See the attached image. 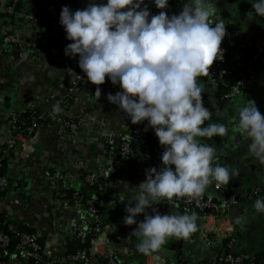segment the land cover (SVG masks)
I'll return each instance as SVG.
<instances>
[{
    "label": "clouds",
    "instance_id": "9594fccd",
    "mask_svg": "<svg viewBox=\"0 0 264 264\" xmlns=\"http://www.w3.org/2000/svg\"><path fill=\"white\" fill-rule=\"evenodd\" d=\"M161 11L153 15L146 0H92L83 10H61L60 24L71 41L65 55L79 58L87 80L98 86L107 81L121 91L108 101L122 109L133 125L147 122L164 151L162 167L146 171L139 193L128 198L126 226L138 252L150 255L169 239L188 240L198 231L197 216L162 214L157 201L187 198L199 202L215 185L228 186L238 175L234 165L220 166L216 149L200 138L224 137L222 123H207L212 112L205 107L200 77H207L216 61L224 60L221 47L227 36L223 21L213 26L216 0H192L179 15L169 17V0H147ZM256 16L264 17V0L252 3ZM253 16V13H248ZM59 112V105L53 109ZM237 127L251 143L249 152L264 166V115L254 100L239 108ZM264 214V198L254 205ZM151 209V213H149ZM143 215V221L137 216ZM243 218H238L240 222Z\"/></svg>",
    "mask_w": 264,
    "mask_h": 264
},
{
    "label": "built area",
    "instance_id": "2783aa9c",
    "mask_svg": "<svg viewBox=\"0 0 264 264\" xmlns=\"http://www.w3.org/2000/svg\"><path fill=\"white\" fill-rule=\"evenodd\" d=\"M65 1L10 0L8 4L0 3V61L6 60L9 54L21 45H25L35 61L45 60L55 50L65 54V48L71 41L66 39V32L60 24L61 10L67 6L75 12L70 4L62 7ZM72 1L80 7V10L84 9L85 1L88 5L92 2V0ZM95 2L100 3L101 0ZM191 2L192 0H169V8L179 15L183 7ZM146 5L153 15L159 13L158 8L147 0ZM219 21H223L227 27L226 37L237 43L233 45L229 42L222 43L224 60L216 61L211 73L207 77L198 79L205 82L206 94L213 102L212 112L215 115H219L224 105L230 104L244 90L254 85L256 73L264 71V44L245 39L235 17L227 13L211 17L213 26ZM87 82L86 75L79 67L77 72L66 79L64 94L51 109L39 111L41 100L35 97L29 104L30 108L27 106L13 111L6 124L0 129V164L5 161L10 167L20 159L27 160L31 157L35 165L53 170L58 181L66 184L68 189L72 187V182L78 180H74V176L60 165L47 167V158L38 146L35 133L43 124L60 123L64 137L78 141L81 161L79 169L82 179L75 192L70 198H64L62 204L72 211L80 212L83 216L80 225L61 229L58 236L52 237L45 247L40 242L41 234L37 232H40L41 228L31 225L28 219L11 207L10 180L0 176V190L5 192L0 198V221L8 231L5 233L0 230V264H104V261L107 264H135L134 251L119 244L118 239L115 238L117 230L111 226L104 213L106 208L115 207L118 199L105 192L106 185L99 183L98 174L92 169V164L107 162V168L116 169L120 179L125 180L136 147L142 148L147 170L162 167L161 156L164 149L160 143L153 148L148 146L149 138L156 134L147 122L138 125L130 122L118 134H107L105 136L107 151L103 155L93 157L89 148L96 139L89 129L92 119H88L85 115L74 116L71 111V106L83 98L84 86ZM106 83L105 86L121 91L119 85H113L107 80ZM89 91L93 93L92 88ZM56 105H59V112L53 110ZM27 112H35L39 123L24 129L21 126V118ZM131 188L130 194L134 198L140 190ZM68 189L67 191H70ZM216 189L220 190L221 187ZM46 191L47 187L41 185L40 195ZM67 194L69 193L65 195ZM263 197L264 184L241 196L231 195L225 203L204 196L199 202L187 198L175 199L172 202L179 207L181 215L194 213L197 221L206 222L207 243L213 241L214 236L216 239L222 238L223 244H227V247L220 252L217 264H245L248 258L238 252L236 229L231 225V211L246 201L255 205V201ZM164 202L166 201H157L154 206ZM211 220L214 221L213 229L210 228ZM19 226L32 228L34 232L24 233L20 231ZM61 237L75 239L79 244L78 248L69 251ZM109 237L115 238L114 247L107 245ZM15 241L18 242L17 247L14 251L9 250ZM137 264L147 263L139 260ZM250 264L255 263L251 261Z\"/></svg>",
    "mask_w": 264,
    "mask_h": 264
},
{
    "label": "crops",
    "instance_id": "0c3cea01",
    "mask_svg": "<svg viewBox=\"0 0 264 264\" xmlns=\"http://www.w3.org/2000/svg\"><path fill=\"white\" fill-rule=\"evenodd\" d=\"M9 2L10 0H0L1 4ZM253 2L255 0H216L218 11L215 15L227 13L235 17L245 39L264 44V17L255 15L252 7ZM87 5L85 1L83 8L85 9ZM160 11L158 9V12ZM165 11L169 17L176 15L169 7ZM250 12L253 13V16H248ZM224 42H229L230 45L237 43L227 37ZM78 60V57L73 59L62 51L55 50L45 60L35 61L23 45L9 54L6 60H1L0 129L6 124L13 111L27 108L35 97L41 100L39 111H47L57 104L64 94L66 79L77 72L79 68ZM198 84L203 89L202 95L206 101L209 97L206 94L205 82L199 80ZM97 87L88 81L84 86L83 98L80 99V102L71 104L74 116L85 115L88 119H92L89 129L96 139L89 148L93 157L103 155L107 151L105 140L107 134H118L125 125H129L131 122L122 109H118L107 99L109 94L115 95L120 90L102 85L99 86L101 89L99 97L95 95ZM90 88L93 93L89 91ZM209 100L211 101V99ZM249 100L255 101L263 115L264 85L255 82L253 87L244 90L230 104L224 105L219 115H215L211 109L212 117L207 123L224 124L228 129L227 134L224 137L217 136L211 140L200 138L202 143L209 144L216 149L217 160L221 166L234 165L239 171V175L228 186H222L220 190H217L215 185H212L203 194L204 197L212 198L220 203L227 202L231 195L241 196L264 184V166L259 165L249 152L248 146L251 141L237 127L238 110L245 106ZM35 138L47 158V167L60 165L74 176V180H78L72 182V187H69L70 191H67L66 184L58 181L53 170H48L46 167L44 170V168L35 165L36 163L31 160V157H28L27 160H25L26 158L20 159L15 165L8 166L7 172L12 184L9 203L15 211L28 219L31 225L34 224L41 228L40 232L37 231L41 234L40 242L47 247V243L55 235L58 236L61 229L78 226L83 219L80 212L72 211L62 204L64 198L71 197L82 179L79 169L81 161L78 141L74 138H65L60 123L41 125L35 133ZM106 164L107 162L105 164L93 163L92 169L97 172L99 183L106 185L105 192L117 198L118 203L132 198L131 187L138 188L146 180L147 165L141 147H136L133 150L130 170L125 180L120 179L116 169L107 168ZM23 178L24 180L20 181ZM15 184H20L22 188H15ZM41 185L47 187V191L43 195L39 193ZM66 193L69 194L66 196ZM154 207L162 214L181 215L179 207L174 202L166 201ZM104 213L111 226L117 230L115 238L118 239L119 244L134 251L135 264L139 260L147 264H169L168 260L154 254L145 255L137 251L136 245L139 242L131 235L136 226L124 224V217L127 213L121 212L118 204L115 207L106 208ZM149 213H151V209H149ZM238 218L243 219L238 222ZM136 219L138 222L143 221L144 216H137ZM231 221L232 227L236 229L238 252L255 264H263L264 214L257 212L252 202L246 201L233 208ZM210 228H215L213 220L210 221ZM206 229H208L206 222L198 220V231L190 239H169L164 244L167 248L175 251L174 258L177 264H217L219 254L224 248V241L220 237L216 239L213 236V241L210 238L211 242L207 243ZM63 240L64 238L62 242Z\"/></svg>",
    "mask_w": 264,
    "mask_h": 264
},
{
    "label": "trees",
    "instance_id": "16d2710c",
    "mask_svg": "<svg viewBox=\"0 0 264 264\" xmlns=\"http://www.w3.org/2000/svg\"><path fill=\"white\" fill-rule=\"evenodd\" d=\"M67 4L70 6L76 11V10H79L80 8L78 6L75 5V3L72 1V0H66L65 3L62 5V7ZM50 30V28H49ZM205 103V107H207L209 110L212 109V106H213V102L210 101L208 98L206 99V101L204 102ZM39 123V120L38 118L36 117V114L35 112H27L26 114L23 115V117L21 118V126L22 128L24 129H27L28 127L34 125V124H38ZM148 146L153 148L156 144L159 143V140H158V137H156L155 135H152L150 138H149V142H148ZM8 164L7 162H2L0 164V176H3V177H7L9 179V176H8ZM10 190H12V184L10 183ZM75 192V191H74ZM5 194V192L1 191L0 190V198ZM2 221H0V230H2L3 232L7 233V229L2 226ZM20 231L24 232V233H33V229L32 228H28V227H20ZM17 244L18 242L15 241L13 244H11V247L9 248V250L11 251H14V249L17 247ZM224 247H227V244L225 243L224 244ZM263 260H264V256H263ZM104 264H107L105 261L103 262ZM251 261L249 259H247L246 263L245 264H250ZM257 264V263H256Z\"/></svg>",
    "mask_w": 264,
    "mask_h": 264
},
{
    "label": "water",
    "instance_id": "95a60500",
    "mask_svg": "<svg viewBox=\"0 0 264 264\" xmlns=\"http://www.w3.org/2000/svg\"><path fill=\"white\" fill-rule=\"evenodd\" d=\"M23 46H25V45H23ZM255 75H256L255 82H259L261 85H264V71H262V72L260 71V72L256 73ZM252 87H253V85H252ZM22 180H24V178L21 179L20 181H22ZM23 183H24V181H23ZM14 187L18 188V189L22 188V186L20 184H15ZM129 203H131L130 200L119 202L118 203L119 210L121 212H125L126 213V207L128 206ZM63 243L66 245V247L69 249V251H72L75 248H78V246H79V244L76 242L75 239L67 238V239L63 240ZM107 245L110 246V247H114L115 239L113 237H109L107 239ZM152 254H154V255H156L158 257H161V258H163L165 260H168L169 264H177V261L174 258L175 257V251H173L170 248H167L165 245H163L158 251H156V252H154Z\"/></svg>",
    "mask_w": 264,
    "mask_h": 264
}]
</instances>
